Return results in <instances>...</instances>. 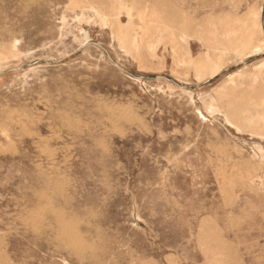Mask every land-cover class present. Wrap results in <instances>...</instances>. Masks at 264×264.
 Instances as JSON below:
<instances>
[{"label":"rangeland","instance_id":"374dc122","mask_svg":"<svg viewBox=\"0 0 264 264\" xmlns=\"http://www.w3.org/2000/svg\"><path fill=\"white\" fill-rule=\"evenodd\" d=\"M263 120L264 0H0V264H264Z\"/></svg>","mask_w":264,"mask_h":264},{"label":"bare ground","instance_id":"6f19581e","mask_svg":"<svg viewBox=\"0 0 264 264\" xmlns=\"http://www.w3.org/2000/svg\"><path fill=\"white\" fill-rule=\"evenodd\" d=\"M261 50V49H260ZM262 120V119H261ZM264 121V120H263ZM263 158H264V156H263Z\"/></svg>","mask_w":264,"mask_h":264}]
</instances>
